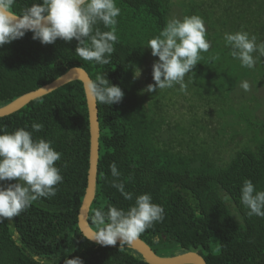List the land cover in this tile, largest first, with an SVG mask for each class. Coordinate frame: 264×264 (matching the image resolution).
I'll list each match as a JSON object with an SVG mask.
<instances>
[{"label": "trees", "instance_id": "16d2710c", "mask_svg": "<svg viewBox=\"0 0 264 264\" xmlns=\"http://www.w3.org/2000/svg\"><path fill=\"white\" fill-rule=\"evenodd\" d=\"M37 2L16 0L12 10L20 15ZM116 4L121 9L114 26L118 42L108 65L81 60L75 39L44 45L32 38V32L0 48V109L73 69L85 71L92 82L103 77L120 86L125 93L121 103L110 106L97 101L98 175L88 220L93 231L98 230L92 222L96 209L106 212L111 205L127 211L137 196L148 193L154 203L163 206L165 218L139 238L157 256L168 252L172 259L198 253L207 264H264V218L249 217L240 200L245 179L264 191V98L257 95L264 90V57L254 70L241 67L223 42L225 32L241 29L256 35L257 43L264 42V0H188L182 4L184 17L203 18L211 42L195 73L190 74L192 80L185 77L187 91L215 105L216 116L229 111L239 121L228 127L244 124L249 136L226 163L205 145L187 144L188 152H184L163 140L169 89L143 92L154 83L153 64L159 59L152 56L147 42L159 35L179 4L175 0H116ZM97 26L101 31L111 30L102 23ZM137 67L141 75L134 78ZM201 75L210 77L211 84L198 85ZM245 80L249 91L240 87ZM238 95L246 100L239 112L232 107ZM247 95L251 98L246 99ZM33 123L44 126L33 132L34 138L51 140L62 153L56 166L64 179L56 186L55 196L40 198L18 217L0 223V264H64L66 256L80 257L84 264H149L127 245L123 250L119 245H98L80 231L91 153L83 83L65 85L18 113L0 118V129L32 132ZM113 162L121 173L119 178L112 176L109 166ZM113 181L124 182L133 199L126 200L112 187ZM14 182L0 184L7 187Z\"/></svg>", "mask_w": 264, "mask_h": 264}, {"label": "clouds", "instance_id": "9594fccd", "mask_svg": "<svg viewBox=\"0 0 264 264\" xmlns=\"http://www.w3.org/2000/svg\"><path fill=\"white\" fill-rule=\"evenodd\" d=\"M15 3L16 0H0V48L32 32V38L44 45L55 44L58 39L68 43L75 39L78 42L75 52L81 60L99 65L111 63L114 45L118 42L114 26L121 14L116 0H39L20 15L12 10ZM101 23L111 30L101 31L97 26ZM223 42L241 67L254 70L264 57V42L257 43V36L243 29L225 32ZM146 47L159 59L153 64L154 83L147 85L143 92L156 93L179 85L178 90L186 93L185 77L188 75L192 80L190 74L195 73L193 70L203 59L202 53L209 51L211 42L207 39L203 18L192 15L182 20L169 19ZM140 75L141 70L135 68L134 78ZM240 87L250 90L247 80ZM89 89L98 102L110 106L121 103L125 95L120 86L103 77L91 82ZM31 127L32 132L25 128L11 133L0 129L3 133L0 134V181H15L7 187L0 184V223L18 217L40 198L55 196L56 186L64 179L56 166L62 153L54 149L51 140L34 138L33 132L42 131L43 124L33 123ZM109 167L112 176L119 178L121 173L116 163ZM112 187L126 200L133 199L125 191L124 182L113 181ZM240 200L249 217L264 218V191L258 190L249 179L243 182ZM164 218L163 206L154 203L150 194H141L127 211L111 205L106 212L96 209L92 222L98 230L93 241L102 246H115L119 241V250H123ZM64 264H84V261L66 256Z\"/></svg>", "mask_w": 264, "mask_h": 264}, {"label": "rangeland", "instance_id": "374dc122", "mask_svg": "<svg viewBox=\"0 0 264 264\" xmlns=\"http://www.w3.org/2000/svg\"><path fill=\"white\" fill-rule=\"evenodd\" d=\"M175 3L179 4V7L176 4L174 17L182 20L184 18L182 4H187L188 0H175ZM211 81L210 77L201 75L198 79V85L205 82L209 85ZM178 89L179 85H176L168 91L166 106L164 107L166 126L163 128V140L173 142L179 151L184 152H188L187 144H192V146L194 143L205 145L213 151L215 157L220 161L228 162L234 153L244 147L249 138L246 135L244 124L240 128L238 126L228 127L239 119L234 120L233 116H229V111L224 112V110L216 116L214 113L215 105H207L205 101H199L188 91L183 93ZM257 95L260 100L263 99L264 90H261ZM245 98H251V96L247 95ZM245 101L241 96L238 95L237 98L235 96L232 107L239 112L241 104ZM249 122L253 123L252 119ZM183 141H185L184 150L181 148ZM161 255L164 259H169L171 256L168 252Z\"/></svg>", "mask_w": 264, "mask_h": 264}, {"label": "water", "instance_id": "95a60500", "mask_svg": "<svg viewBox=\"0 0 264 264\" xmlns=\"http://www.w3.org/2000/svg\"><path fill=\"white\" fill-rule=\"evenodd\" d=\"M80 81L84 85L90 120L91 132V153H90V169L88 177V187L86 190L85 198L79 213V228L81 233L89 241L97 244L93 239L95 238V231L89 225V213L93 204L97 185L98 175V160H99V113L97 100L92 95L89 84L92 82L91 78L85 71L80 69H73L60 79L43 88L24 95L11 104L0 109V118L9 117L18 113L23 108L28 106L33 101L43 98L60 88L70 83ZM100 245V244H98ZM119 245V241L117 243ZM128 246V245H127ZM132 249L139 252L149 264H207L206 261L198 253H189L172 259H164L157 256L153 250L138 238L131 246Z\"/></svg>", "mask_w": 264, "mask_h": 264}]
</instances>
